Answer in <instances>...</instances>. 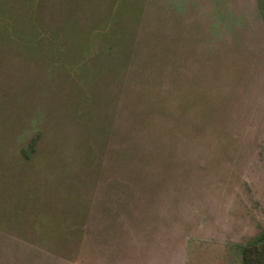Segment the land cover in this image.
Masks as SVG:
<instances>
[{"label":"rangeland","instance_id":"obj_1","mask_svg":"<svg viewBox=\"0 0 264 264\" xmlns=\"http://www.w3.org/2000/svg\"><path fill=\"white\" fill-rule=\"evenodd\" d=\"M258 5L0 0V264H79L156 226L221 230L244 264L264 231Z\"/></svg>","mask_w":264,"mask_h":264},{"label":"crops","instance_id":"obj_2","mask_svg":"<svg viewBox=\"0 0 264 264\" xmlns=\"http://www.w3.org/2000/svg\"><path fill=\"white\" fill-rule=\"evenodd\" d=\"M151 230L143 229L136 245L131 244L129 238L125 239L122 250L111 248L110 235H102L101 241L95 236L91 257L86 256L84 260L82 256L79 264H227V241L221 230L203 238L210 241L204 245L194 237L179 239L172 228L159 229L156 226ZM238 246V260L242 263L243 245Z\"/></svg>","mask_w":264,"mask_h":264},{"label":"trees","instance_id":"obj_3","mask_svg":"<svg viewBox=\"0 0 264 264\" xmlns=\"http://www.w3.org/2000/svg\"><path fill=\"white\" fill-rule=\"evenodd\" d=\"M260 11H264V0H258ZM244 264H264V231L242 248Z\"/></svg>","mask_w":264,"mask_h":264}]
</instances>
